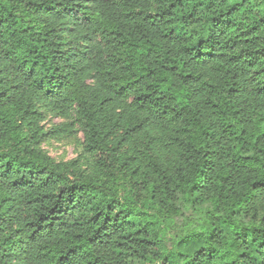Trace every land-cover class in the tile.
Returning <instances> with one entry per match:
<instances>
[{
    "label": "trees",
    "instance_id": "obj_1",
    "mask_svg": "<svg viewBox=\"0 0 264 264\" xmlns=\"http://www.w3.org/2000/svg\"><path fill=\"white\" fill-rule=\"evenodd\" d=\"M0 264H264V0H0Z\"/></svg>",
    "mask_w": 264,
    "mask_h": 264
},
{
    "label": "rangeland",
    "instance_id": "obj_2",
    "mask_svg": "<svg viewBox=\"0 0 264 264\" xmlns=\"http://www.w3.org/2000/svg\"><path fill=\"white\" fill-rule=\"evenodd\" d=\"M178 33H183L181 28H178ZM60 119L50 118L44 122L45 127H50L53 124H56ZM83 136L80 132L76 133L75 136L64 138V139H47L40 142L39 146L55 161H68L74 159L79 154L81 150L79 144L82 142ZM191 211H186L184 216H190ZM183 220L176 219V223L181 224ZM171 244V236L168 234L164 238V245L169 247Z\"/></svg>",
    "mask_w": 264,
    "mask_h": 264
}]
</instances>
